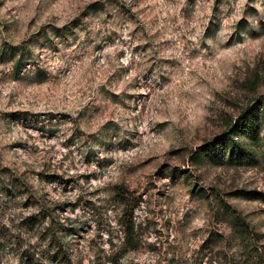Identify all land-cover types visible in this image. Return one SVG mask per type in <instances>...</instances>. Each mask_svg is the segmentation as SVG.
<instances>
[{
    "label": "rangeland",
    "instance_id": "374dc122",
    "mask_svg": "<svg viewBox=\"0 0 264 264\" xmlns=\"http://www.w3.org/2000/svg\"><path fill=\"white\" fill-rule=\"evenodd\" d=\"M263 98L264 0H0V264H264Z\"/></svg>",
    "mask_w": 264,
    "mask_h": 264
},
{
    "label": "trees",
    "instance_id": "16d2710c",
    "mask_svg": "<svg viewBox=\"0 0 264 264\" xmlns=\"http://www.w3.org/2000/svg\"><path fill=\"white\" fill-rule=\"evenodd\" d=\"M259 104L252 106L248 112H246L243 116L237 117L234 119L232 123H230L228 126L229 131L226 134V141L228 142L229 146L233 148V150H237L239 148V145L237 142L234 141V137L239 136H246L249 137L251 140H256L258 137V118L256 114H262L264 118V98L262 100H259ZM254 113H256L254 115ZM241 154L243 158H250L252 157L251 150L247 147H242ZM246 197H253V194L246 193ZM134 206L130 207V211L126 212L124 209L121 217L118 219V223L123 231V241L122 246L126 250H133L137 248V246L140 244V237L137 233L136 226H135V220L133 219V208ZM230 226L232 227L233 231L239 233L238 237L242 240L249 239L247 228L243 226V223L239 222L237 217L234 216L233 221L231 222ZM53 240V236L49 239ZM52 242V241H51ZM56 244L53 248L55 256H59L60 258H63V260L68 261L66 256H63L62 252V243H53ZM63 256V257H62Z\"/></svg>",
    "mask_w": 264,
    "mask_h": 264
}]
</instances>
